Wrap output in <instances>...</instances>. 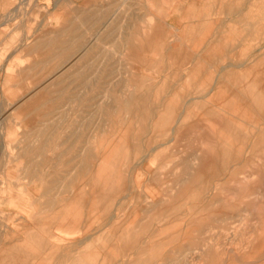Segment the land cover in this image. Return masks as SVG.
<instances>
[{
	"label": "rangeland",
	"instance_id": "374dc122",
	"mask_svg": "<svg viewBox=\"0 0 264 264\" xmlns=\"http://www.w3.org/2000/svg\"><path fill=\"white\" fill-rule=\"evenodd\" d=\"M99 2L0 0V185L29 198L0 191V245L41 236L11 264H264V0Z\"/></svg>",
	"mask_w": 264,
	"mask_h": 264
},
{
	"label": "crops",
	"instance_id": "0c3cea01",
	"mask_svg": "<svg viewBox=\"0 0 264 264\" xmlns=\"http://www.w3.org/2000/svg\"><path fill=\"white\" fill-rule=\"evenodd\" d=\"M81 1H82V6H83L81 8V14L83 16H86L87 17L86 22L88 23L89 22V15H92V16H94L95 14H96V16L99 15V14H97L94 11H97L100 8L103 7L102 3L99 2V1H103V0H96L95 2L93 0H81ZM100 16H102V13H100ZM84 20H82V23H84ZM93 20H94V17H93ZM96 21H99V20L97 19ZM144 31L145 32H151L152 31L151 26L144 28ZM128 46L129 47H133L134 45L131 44V45H128ZM64 69L65 68L61 69L58 73H56V75L61 74ZM262 79H263V77H262ZM41 89H39V88L36 89V91H34L30 96H28L27 99L25 101H23V103H24L23 105H26L31 100L32 101L36 100V98H37L36 95L38 93H40L39 91ZM262 91L263 90L260 91L258 89L256 95L260 96L261 93H263ZM230 94H231L230 99L229 98L227 99V96H226V100H224L225 103H224V106H223L225 108V111H224L225 112V116H224V129H225V131L224 132L229 133V135L233 136V133H232L233 123L231 121V119H232L231 118L232 117L231 115L232 114L230 113V111H232V108H231L232 107L231 106L232 105V93H230ZM213 98L214 99L212 101H214V103H215V101L217 102V100H215L216 97L213 96ZM209 101H211V99H209ZM219 102H220V100H219ZM215 107L217 108V105L216 106L215 105H211L210 108H209V112L210 113L206 116L208 118L209 126H210V129L212 130V133H214L215 132V129H217L216 127L220 126V125H218L216 114L211 115V112H213V109H215ZM260 107H262V105H260ZM257 108H259V103L257 105ZM246 110H248V108ZM261 120L264 121V118L261 119ZM255 127L259 131L258 132V134H259V133H261L260 130L264 128V123H263V125L262 124L261 125L258 124V126H255ZM260 136H257V137L259 138ZM247 142H249V141H247ZM208 143L210 145V147L208 148L209 152H208V154L206 156L202 157L201 160H202V162L203 161L204 162L205 161L206 162L208 161L209 164H212L213 163V159L216 158V152L214 150L215 146L212 145L213 142L210 139H209ZM80 160H81V168L88 169L87 162H86L87 160H89L88 153L86 155L82 154ZM207 164H205V165H207ZM32 165H33V163H32ZM197 170L198 171L196 172V174L197 175H202V171H200V169H197ZM13 172H14V176H15V174L17 176V173L18 172L17 171H13ZM33 174L34 173H31L30 176H33ZM14 176L11 179L8 176L6 177V179L4 178V182L2 181L1 182V185H0V191L3 192L4 195H6V199L5 200H7L6 202L9 203L10 205L11 204H14L17 201H20L21 203L24 202L25 204H22L21 208L23 209V212H27V207L29 205L26 204V203L28 202L29 198L26 197V196H23V195L12 194L13 193V189H10L8 187V183L9 182H12L14 180ZM196 201H201V200H196ZM98 202H99L98 203L99 205H100V203H102V205H101L103 207L102 208V216L105 215V208L111 209L114 206V203H113L114 201L113 202L108 201L110 204L113 203V206L112 205L105 206L104 205L105 201H98ZM201 202H202V204L203 203L205 204V201L202 200ZM2 203H5V202L2 201ZM146 203H148V201H146ZM159 203L162 204V205L158 206V209L160 208V209H162V210L165 211V212H160L159 210H157L158 216H161L162 214H165L167 212L168 207H169V204H171L172 202L171 201H166L165 202V201H162L161 200ZM70 212H71V210L68 211V216H71V213L72 212L71 213ZM69 213H70V215H69ZM184 218H187L189 221H191V220L192 221L193 220L196 221L197 220L198 222H200L201 219H204V220L208 219V217L201 216L200 214H198V215L187 214V215H185L183 217V219ZM76 221L77 220H75V222ZM141 231H144V233L147 234V231L146 230H143V228L141 229ZM75 233L77 234V233H79V231L71 232V233H69L68 235H65V236H63V235H60L59 236L57 233H53L52 234V251L58 252L62 248L61 245H60V243H62V242H65V241L71 242L72 241V235H74ZM144 233L143 232H142V234H140V233L139 234H136V233L134 234L133 232H132V234H131V232L128 233L127 237H130L129 239L132 240V245L129 246L130 249L136 247V243H137L138 239L142 238L143 235H144ZM158 233H159L158 230L155 229V230H153V233L148 234L146 238L152 240V239L156 238L157 236H159ZM1 234L6 235L4 233H1ZM146 238H144V239H146ZM31 245L37 246L38 248L41 249V236H40V233H38V232L37 233L33 232V233H30V234L29 233H26L24 235V237H22V239L19 242H17V241L14 242V245H10L9 243L8 244H1L0 245V263L3 261L2 264H6V263H10L11 264V262H15V260H20L22 263H27L26 259L25 260H22V258H20V257H23L24 256L25 251L27 249H29V247L31 249ZM8 248H10V249H8ZM156 248H158V246H156V247L154 246V248H153V246L151 247V249H153V250L156 249ZM210 252L211 251H208L205 254H208L209 255ZM22 254H23V256H22ZM129 254L132 255L133 253H129ZM18 255H19V258H17ZM126 255H128V254H126ZM141 263H142L141 260L140 261H137V262H134L130 258L129 261L128 262H125L124 264H141Z\"/></svg>",
	"mask_w": 264,
	"mask_h": 264
},
{
	"label": "bare ground",
	"instance_id": "6f19581e",
	"mask_svg": "<svg viewBox=\"0 0 264 264\" xmlns=\"http://www.w3.org/2000/svg\"><path fill=\"white\" fill-rule=\"evenodd\" d=\"M246 25V24H245ZM150 27V26H149ZM151 28H152V26H151ZM249 28V27H248ZM247 28V29H248ZM174 46V45H173ZM173 46H172V48H173ZM179 46H181V45H179ZM178 45H177V47H179ZM175 47H176V45H175ZM183 47V46H182ZM182 49V48H181ZM183 50V49H182ZM182 50H180L181 51V53L183 52ZM176 51V50H175ZM174 51V52H175ZM110 52V51H109ZM170 54V53H169ZM188 55H189V53H188ZM208 55V54H207ZM172 56V55H171ZM202 60V59H201ZM260 60V59H259ZM258 60V61H259ZM256 65V64H255ZM197 67V66H196ZM224 68V67H223ZM251 70V69H250ZM246 71V70H245ZM250 73V72H249ZM244 75V74H243ZM252 78V77H251ZM261 79V78H260ZM252 80V79H251ZM259 81V80H258ZM244 82V81H243ZM256 82V81H255ZM253 85V84H252ZM260 87H261V85H259ZM253 87V86H252ZM263 87V86H262ZM248 89H249V87H248ZM258 89V88H257ZM263 89V88H262ZM251 91H252V89H251ZM253 92V91H252ZM240 93V92H239ZM261 93V92H260ZM259 93V94H260ZM251 94V93H250ZM250 94H249V96H250ZM255 95L254 96H256V94H257V92L256 93H254ZM248 96V95H247ZM244 97V96H243ZM260 97V96H259ZM196 100V99H195ZM197 101V100H196ZM192 102V101H191ZM191 102H190V104H191ZM256 102V101H255ZM262 102H263V100H262ZM135 103H137V101L135 102ZM253 103H254V101H253ZM259 103V102H258ZM260 104H262V103H260ZM264 104V103H263ZM184 105V104H183ZM254 105H255V103H254ZM258 105V104H257ZM170 108V107H169ZM168 108V109H169ZM177 108V107H176ZM185 108V107H184ZM187 108V107H186ZM185 108V109H186ZM165 110V109H164ZM168 111V110H167ZM176 111V110H175ZM178 111V110H177ZM171 112V111H170ZM175 114V113H174ZM159 115V114H158ZM171 115H172V113L170 114V117H171ZM177 116V115H176ZM175 116V117H176ZM182 116H183V114L181 115V118H182ZM179 118V117H178ZM180 119V118H179ZM178 119V120H179ZM157 120V119H156ZM163 120V119H162ZM174 120H176V118L174 119ZM182 120V119H181ZM172 121V120H171ZM162 122V121H161ZM160 122V123H161ZM172 123V122H171ZM178 123V122H177ZM179 124H181V123H179ZM161 125V124H160ZM170 125V127H171V124H169ZM177 126V125H176ZM182 126V125H181ZM155 127V126H154ZM174 127V126H173ZM160 128V127H159ZM167 129H168V127H166ZM178 128V127H177ZM156 129V128H155ZM170 129V128H169ZM179 129H181V128H179ZM159 130V129H158ZM171 130V129H170ZM166 131V130H165ZM178 132L179 131H181V130H177ZM173 132V131H172ZM163 133V132H162ZM165 133V132H164ZM172 134V133H171ZM162 135H164V134H162ZM178 135V134H177ZM169 136V135H168ZM171 136H173V135H171ZM163 137V136H162ZM165 137V136H164ZM113 147V146H112ZM152 150V149H151ZM154 150V149H153ZM114 154V153H113ZM83 158V157H82ZM140 162V161H139ZM138 163V162H137ZM140 165V164H139ZM242 177H244V176H242ZM252 177V176H251ZM198 179V178H197ZM241 179V178H240ZM248 181H249V179H248ZM242 182V181H241ZM100 186V185H99ZM99 189V188H98ZM85 193V192H84ZM88 193V192H87ZM85 196H87V195H85ZM98 197V196H97ZM96 197V198H97ZM93 198V197H92ZM99 199V198H98ZM88 200V199H87ZM100 200V199H99ZM110 205H112V204H110ZM8 213V212H7ZM114 213V212H113ZM114 219V218H113ZM8 249H10V248H8ZM22 252V251H21ZM19 253V252H18ZM19 256V255H18ZM22 256H23V254H22ZM3 262V261H2ZM2 262L0 263V264H2ZM5 263V262H4Z\"/></svg>",
	"mask_w": 264,
	"mask_h": 264
}]
</instances>
